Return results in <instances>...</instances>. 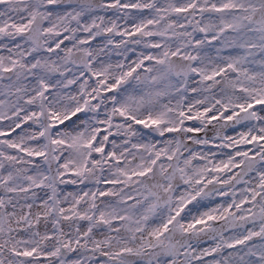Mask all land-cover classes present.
Returning a JSON list of instances; mask_svg holds the SVG:
<instances>
[{
  "label": "snow or ice",
  "instance_id": "1",
  "mask_svg": "<svg viewBox=\"0 0 264 264\" xmlns=\"http://www.w3.org/2000/svg\"><path fill=\"white\" fill-rule=\"evenodd\" d=\"M0 264H264V0H0Z\"/></svg>",
  "mask_w": 264,
  "mask_h": 264
}]
</instances>
